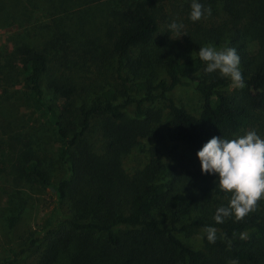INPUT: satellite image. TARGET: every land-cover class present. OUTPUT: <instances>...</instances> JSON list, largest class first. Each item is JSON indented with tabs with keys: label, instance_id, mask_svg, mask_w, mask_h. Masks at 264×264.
Returning a JSON list of instances; mask_svg holds the SVG:
<instances>
[{
	"label": "trees",
	"instance_id": "16d2710c",
	"mask_svg": "<svg viewBox=\"0 0 264 264\" xmlns=\"http://www.w3.org/2000/svg\"><path fill=\"white\" fill-rule=\"evenodd\" d=\"M29 2L0 0V28L7 20L27 24ZM191 2L119 0L120 8L90 21L89 31L81 25L80 53L70 45L64 55L58 50L53 55L55 43L37 46L17 34L7 41L0 55V85L18 77L26 84L27 99L55 129L67 174L53 184L59 207H65L61 219L48 220L43 234L2 264L26 253L36 255L34 264H264V199L243 220L217 224L216 209L228 200L211 174L155 179V171L166 166L167 140L197 153L213 136L233 139L246 129L264 134V0H198L212 14L196 22L189 19ZM79 21L84 22L81 15ZM173 21L184 25L186 35L176 38L168 28ZM57 26L66 42L69 33L61 31L63 24ZM206 45L237 50L242 89L232 88L218 71L205 72L198 51ZM60 47L65 50L63 42ZM80 64L91 75H78ZM108 71L115 84L101 78ZM86 78L91 82L82 86ZM176 85H191L202 95L198 116L168 97ZM158 98L168 109L163 129L158 128L162 109L151 105ZM93 126L102 135V154L85 140ZM151 134L156 141L149 163L127 173L122 157ZM22 170L51 184L38 157L26 158ZM161 208H166L167 226L154 213ZM185 217H190L187 227H215L216 242L209 243L203 233V248L187 246L176 235ZM242 232L247 239L239 238Z\"/></svg>",
	"mask_w": 264,
	"mask_h": 264
},
{
	"label": "rangeland",
	"instance_id": "374dc122",
	"mask_svg": "<svg viewBox=\"0 0 264 264\" xmlns=\"http://www.w3.org/2000/svg\"><path fill=\"white\" fill-rule=\"evenodd\" d=\"M115 1L32 0L29 2L31 17L27 24L24 22L20 25L21 20L14 22L7 20V24L0 28V55L5 52L3 49H6L7 41L15 40L16 34L17 39L37 46H42L46 41L55 43V49L51 52L53 55L57 50L60 56L64 55L70 45L77 48L80 53L81 43L84 41L80 33L81 25L84 23L87 29L85 31H89L90 21L93 22V19L99 21L102 19L99 16L101 13L108 14L121 6L119 0ZM79 15L84 22L79 21ZM57 23L63 24L61 31L69 33L65 36L66 42L57 30ZM74 36L77 37L73 39ZM62 42L64 51L60 47ZM78 67L81 69L78 75L82 74L85 77L91 75L83 71L86 65L80 64ZM61 69L69 72L64 67ZM158 75L159 72L155 77L159 78ZM101 78L115 84L111 71L106 72ZM90 82L91 80L86 78L81 85L86 86ZM43 86L45 87V83ZM167 95L189 113L196 116L200 114L203 97L191 85H176L167 92ZM27 97L28 88L19 77L13 82H4L0 85V264L5 259H10L15 249L24 247L34 236L43 234L47 221L52 218L58 221L65 211V207H59L53 187V184L67 174L66 165L58 154L59 141L54 127L39 110L35 109ZM136 97L140 98L141 95ZM151 105L162 109L163 121L161 120L162 124L158 128L163 129L168 110L166 102L158 98ZM128 107L127 113H130L133 105ZM249 130L251 129L236 133L234 138ZM258 135L264 138L261 132ZM101 136L93 126L85 140L93 151L102 154L104 147ZM155 141L154 134L141 138L131 151L122 157L123 169L130 174L142 170L149 163V150ZM166 147V154L162 157V162L166 163V166L155 171V179L171 181L173 175L180 178L202 173L196 152L182 143L168 140ZM36 157L46 169L50 185L41 184L34 175L22 170L26 158ZM211 175L218 181L216 175ZM154 213L164 226L168 225L165 219L166 208L158 209ZM13 218L15 223L11 226L10 221ZM189 221L190 217H185L177 224L176 235L187 246L201 249L203 231L187 227ZM35 259L34 253H26L13 264H34Z\"/></svg>",
	"mask_w": 264,
	"mask_h": 264
},
{
	"label": "clouds",
	"instance_id": "9594fccd",
	"mask_svg": "<svg viewBox=\"0 0 264 264\" xmlns=\"http://www.w3.org/2000/svg\"><path fill=\"white\" fill-rule=\"evenodd\" d=\"M190 8L189 19L193 22L212 14L211 8H205L198 0H192ZM168 28L176 38L186 35L182 34V23L173 21ZM198 56L206 64V73L218 71L222 77L230 80L232 88L242 89L245 86L240 57L234 47L217 49L206 45L199 49ZM197 157L202 173L218 177L216 185L228 200L226 206L216 209L213 219L217 224L232 217L239 222L257 209L259 201L264 199V138L256 130H249L233 139L213 136L197 152ZM202 231L209 243L216 242L215 227L206 226ZM221 238L226 237L222 234ZM239 238L247 239L248 233H240ZM227 243L231 247L232 241L228 240ZM228 264L238 262L231 260Z\"/></svg>",
	"mask_w": 264,
	"mask_h": 264
},
{
	"label": "water",
	"instance_id": "95a60500",
	"mask_svg": "<svg viewBox=\"0 0 264 264\" xmlns=\"http://www.w3.org/2000/svg\"><path fill=\"white\" fill-rule=\"evenodd\" d=\"M52 190H53V188H52Z\"/></svg>",
	"mask_w": 264,
	"mask_h": 264
}]
</instances>
